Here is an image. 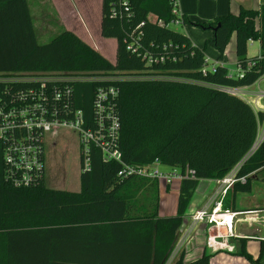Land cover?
<instances>
[{
	"label": "trees",
	"instance_id": "1",
	"mask_svg": "<svg viewBox=\"0 0 264 264\" xmlns=\"http://www.w3.org/2000/svg\"><path fill=\"white\" fill-rule=\"evenodd\" d=\"M174 8L176 0H101L100 35L116 39L113 63L68 29L38 43L27 0H0V71L87 78L69 82L70 95L54 109L65 119L80 110L84 129L95 125L96 90L114 86L121 153L120 161L105 159L91 144L78 191L51 188L42 179L14 186L0 158V264H165L198 180L224 177L248 153L264 112L226 89L250 86L264 74V5L208 22L180 14L182 23L212 31L201 48L172 28ZM232 34L242 77L220 64L206 68L205 47L221 54ZM248 39L260 46L251 58ZM31 84H7L8 97ZM47 109L50 116L51 105ZM155 159L182 176L171 216L158 215L156 178L119 175L124 165L139 167ZM263 168L264 138L241 164L237 175L248 176L233 191L249 192L251 174ZM240 241L237 254L261 264L262 245L253 258L245 239ZM210 256L204 252L183 262L180 254L172 264H209Z\"/></svg>",
	"mask_w": 264,
	"mask_h": 264
},
{
	"label": "built area",
	"instance_id": "2",
	"mask_svg": "<svg viewBox=\"0 0 264 264\" xmlns=\"http://www.w3.org/2000/svg\"><path fill=\"white\" fill-rule=\"evenodd\" d=\"M172 12L176 16L173 23H179L177 9L174 8ZM248 42H253V40L248 39ZM213 68L214 66L210 70ZM238 68L239 72L234 75L242 77L243 72L239 66ZM86 79L69 74L8 76L0 72V84H4V88H0V158L5 167V178L14 186L34 185L41 179L44 167L43 137L45 133L50 132L52 129L68 127L78 133L81 141V171L89 167L88 152L91 144L101 149L105 159L120 161L121 153L116 147L119 121L114 111L117 95V89L114 86L98 88L95 92L93 102L95 125L93 129L82 128L80 110L74 111L70 119L59 118L54 112L56 104L70 95L71 86L69 82ZM15 81H27L32 84L24 91L8 97L7 84ZM50 83H53V86L49 87L48 84ZM226 91L241 97V93L237 92L236 88H229ZM257 96L262 99L264 92L259 91ZM47 105H51L50 116H47ZM260 126L257 137L248 153L224 177L218 180V191L222 194H225L235 183L243 184L246 181L248 175L238 176L237 172L244 160L264 138V122ZM159 163L160 161L155 159L153 162L139 167L124 165L119 175L137 174L141 177L158 179L166 176L157 168ZM172 175L182 177L175 170L168 174V176ZM186 175L192 176L193 171L186 169ZM219 206L220 202L208 210L207 205H205L191 215L189 226L185 230H180L181 235L178 236L165 264L174 262L173 259L180 252L181 246L191 229L197 223L204 221L208 224V229L213 228L214 230V233L207 235L206 246L212 250L222 248L233 250V245L228 240L234 236L232 220L238 213L228 210L223 211ZM222 228L225 232H220Z\"/></svg>",
	"mask_w": 264,
	"mask_h": 264
},
{
	"label": "crops",
	"instance_id": "3",
	"mask_svg": "<svg viewBox=\"0 0 264 264\" xmlns=\"http://www.w3.org/2000/svg\"><path fill=\"white\" fill-rule=\"evenodd\" d=\"M50 2L64 29L73 31L83 41L88 43L109 61L114 63L116 53V39L105 38L100 35L101 0L98 15L92 9V5L89 1L87 10L84 13V20L86 24L84 27L79 25V30L78 28L68 24L69 19H78L77 12L73 9L70 0H50ZM176 3L178 15L182 14L186 16V18L191 22H208L216 17L223 16L228 13L236 14L239 12L241 7L258 9L261 5H264V0H176ZM27 5L29 9L28 0ZM30 16L32 19L31 12ZM171 25H177L180 27V31L189 37L193 45L200 48L204 46L205 40L212 35V31L210 29H202L191 23H182L180 21L179 23H172ZM90 31L94 32V34H97L98 38L95 40L91 39ZM109 43H112V50L108 49V46L111 47ZM251 43L252 42H248V44ZM99 45H102L103 48H101ZM204 53L206 58V68L211 69L213 66L220 64L225 66L228 70V73L231 75L237 74L239 72V68L236 63L237 60L235 55L234 34H232L230 37V40L223 53L220 54L210 45L205 47ZM230 66L232 68H230ZM262 80L264 79L261 76L260 79L250 86L236 88V91L241 93L240 96L246 100L255 111L264 110V97L261 99L257 96L259 91L264 92V90L259 87V84ZM253 85H257V90L251 89ZM159 165L162 164L159 163L157 165L158 169ZM174 170L177 174H179V170L176 168H172V170L165 172L160 170L162 173L166 174V176L158 178L157 180L159 216H171L176 213L177 197L181 178L177 175L168 176V174ZM218 180L219 179L198 180L192 197L185 209L183 221L178 230V236L181 235V229L185 230L189 226L191 215L196 210L202 208L205 205H207L208 210H210L216 203L220 202L219 208L221 210H228L238 213L232 220L234 236L228 240V242L233 245V250L230 251L225 248L212 250L208 248L206 246V238L208 234L214 233V230L213 228L208 229V224H206L204 221L197 223L191 229L188 237L181 246L180 252L176 254L173 261H175L177 257L182 254L183 262H189L197 259L202 255V253L205 252L211 255L209 264H251L243 256L237 254L240 250V239L244 238L245 250L253 258L258 256L262 245V258L260 263L264 264V203H258L255 201L253 196H250L248 197L250 201L246 202V204H243L237 194L239 191H233V187L229 188L225 194H222L220 191H218ZM251 190L252 186L250 188V192H252ZM220 232H225L224 228H222Z\"/></svg>",
	"mask_w": 264,
	"mask_h": 264
},
{
	"label": "rangeland",
	"instance_id": "4",
	"mask_svg": "<svg viewBox=\"0 0 264 264\" xmlns=\"http://www.w3.org/2000/svg\"><path fill=\"white\" fill-rule=\"evenodd\" d=\"M73 9L77 12L78 19L71 18L68 24L75 28L79 25L85 26L84 13L87 10L89 1L92 9L98 15L100 0H70ZM29 9L32 15L34 29L38 43H46L52 37L63 30V25L59 20L50 0H28ZM173 29L180 31L177 25L172 26ZM87 29V28H86ZM89 32V31H88ZM87 32V33H88ZM91 39L98 38L97 34L91 32ZM112 50V43H109ZM102 47V45H99ZM260 46L258 41H253L247 45V57L251 58L258 55ZM230 68H232L230 66ZM2 72V71H0ZM264 79V74L262 75ZM259 87L264 90V80L261 81ZM257 90V85L251 87ZM264 102V99H263ZM44 143V167L41 174L42 181L51 188H63L71 191L79 189V174L81 172V147L80 137L78 133L68 127L52 129L45 133L43 137ZM159 169L163 172L172 170L170 166L159 165ZM264 168L259 170L254 176H250V185L252 192H238L241 202L246 204L250 201L248 197L253 196L258 203H264ZM158 180V179H157ZM264 261V259H263Z\"/></svg>",
	"mask_w": 264,
	"mask_h": 264
},
{
	"label": "bare ground",
	"instance_id": "5",
	"mask_svg": "<svg viewBox=\"0 0 264 264\" xmlns=\"http://www.w3.org/2000/svg\"><path fill=\"white\" fill-rule=\"evenodd\" d=\"M260 79V78H259ZM258 84V83H257ZM253 109V108H252Z\"/></svg>",
	"mask_w": 264,
	"mask_h": 264
}]
</instances>
